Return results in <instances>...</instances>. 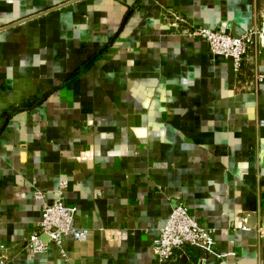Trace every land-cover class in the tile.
Here are the masks:
<instances>
[{
    "label": "crops",
    "instance_id": "obj_1",
    "mask_svg": "<svg viewBox=\"0 0 264 264\" xmlns=\"http://www.w3.org/2000/svg\"><path fill=\"white\" fill-rule=\"evenodd\" d=\"M263 7L264 0H0L6 264H154L173 196L216 230V250L229 255L206 264H264V82L258 94L239 92L232 61L163 22L174 11L196 27L242 33ZM258 66L264 73V51ZM33 98L41 102L15 110ZM62 180L66 203L78 209L75 226L92 236L30 254L42 218L35 194L52 200ZM177 254L171 264L203 258L191 247Z\"/></svg>",
    "mask_w": 264,
    "mask_h": 264
},
{
    "label": "built area",
    "instance_id": "obj_2",
    "mask_svg": "<svg viewBox=\"0 0 264 264\" xmlns=\"http://www.w3.org/2000/svg\"><path fill=\"white\" fill-rule=\"evenodd\" d=\"M163 22L179 36L205 40L213 55L232 61L239 92L259 93L264 82V73L259 71L258 66L259 55L264 51V7L257 13L252 27L240 37H235L227 24L215 30L196 27L174 11L166 12ZM67 190L68 183L62 180L52 200L43 193L35 194L42 201V218L27 241L28 253L43 254L51 244L61 248L67 237L86 241L92 236L90 230L75 226L78 209L66 203ZM169 201L171 214L155 241L154 264H171L177 261V253L188 247L203 253L200 264H206L208 259L221 260L229 256L216 250V230L203 227L192 218L180 196H173ZM259 232L264 235L263 229H259ZM7 251V247H0V264L7 263Z\"/></svg>",
    "mask_w": 264,
    "mask_h": 264
},
{
    "label": "trees",
    "instance_id": "obj_3",
    "mask_svg": "<svg viewBox=\"0 0 264 264\" xmlns=\"http://www.w3.org/2000/svg\"><path fill=\"white\" fill-rule=\"evenodd\" d=\"M94 61H95V58H93V59L89 60L87 63H85V65L83 66L82 69L77 70L71 76V80L70 81H73L74 79H76L77 77H79L81 75V73L87 71L91 67V65L94 63ZM40 102H41V99H38V98L37 99L36 98L29 99L28 101H26L25 103H23L21 107L15 109V110H19V109H29V108H31V107L39 104Z\"/></svg>",
    "mask_w": 264,
    "mask_h": 264
},
{
    "label": "water",
    "instance_id": "obj_4",
    "mask_svg": "<svg viewBox=\"0 0 264 264\" xmlns=\"http://www.w3.org/2000/svg\"><path fill=\"white\" fill-rule=\"evenodd\" d=\"M67 4H69V3H67ZM64 6H65V5H64ZM56 8H59V7H56ZM52 10H53V9H52ZM232 34H233L235 37H240V36H242V35L245 34V31L242 32V33H239V31H238L235 27H233V29H232Z\"/></svg>",
    "mask_w": 264,
    "mask_h": 264
}]
</instances>
